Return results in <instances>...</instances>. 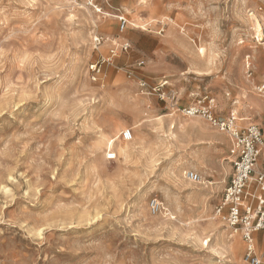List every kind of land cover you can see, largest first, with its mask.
Instances as JSON below:
<instances>
[{
	"label": "rangeland",
	"instance_id": "obj_1",
	"mask_svg": "<svg viewBox=\"0 0 264 264\" xmlns=\"http://www.w3.org/2000/svg\"><path fill=\"white\" fill-rule=\"evenodd\" d=\"M141 80H168L175 100ZM261 82L264 0H0V264H247L215 213L229 137L179 109L210 95L218 117L264 131Z\"/></svg>",
	"mask_w": 264,
	"mask_h": 264
},
{
	"label": "built area",
	"instance_id": "obj_2",
	"mask_svg": "<svg viewBox=\"0 0 264 264\" xmlns=\"http://www.w3.org/2000/svg\"><path fill=\"white\" fill-rule=\"evenodd\" d=\"M90 6L95 7V0H87ZM101 11V10H99ZM120 32H124L129 21L124 15L118 16ZM103 39L97 38L98 44ZM109 41V40H108ZM130 43L126 42L118 48L113 45L110 51L111 57H116L118 52H127ZM140 62L138 66H142ZM97 66H94V70ZM247 76H253L251 64H246ZM130 76L132 71L129 72ZM170 87L169 81L164 80L157 85H151L147 80L139 82L142 94L155 93L162 100L170 98L166 90ZM256 91L264 98V82L257 85ZM175 100V95L171 101ZM180 112L186 117H201L212 127L226 133L230 138L229 154L231 158L232 174L227 184L222 199L215 208L217 218L231 230L233 235L241 236L245 243L244 262L247 264H262L256 252L255 236L264 231V169L258 167V161L264 151V136L261 128L255 124L242 126L238 120V114L232 112L229 118L223 119L216 114L215 99L205 95L196 99L190 105L180 108ZM125 141L133 138L131 130L122 134ZM117 155L109 152L107 159L116 160ZM187 179L193 183H199L201 176L194 172L187 173ZM150 212L154 215L164 210L162 203L154 198L149 202Z\"/></svg>",
	"mask_w": 264,
	"mask_h": 264
},
{
	"label": "bare ground",
	"instance_id": "obj_3",
	"mask_svg": "<svg viewBox=\"0 0 264 264\" xmlns=\"http://www.w3.org/2000/svg\"><path fill=\"white\" fill-rule=\"evenodd\" d=\"M260 26H258V31L261 33V30H259ZM261 36V35H260ZM234 113H236V110H234ZM189 124V126L192 124L194 126H197V128L199 130H201L202 132H204L206 135H210L212 140L214 142H219V137H216L213 133V131H210L203 123H201L200 121H192V123H187ZM106 146L107 148H111L114 144V142L111 140V139H107L106 140ZM101 147V146H100ZM117 152L120 156L124 157L125 160H127L126 158H128L131 154V149H130V146L129 145H117ZM263 154H264V151H263ZM260 161V160H259ZM258 161V163H259ZM259 167V166H258ZM182 174H184V170H182L181 172ZM200 185H203L204 182L200 181L199 182ZM184 190L186 193L190 194V196H194V195H198V191L199 190H190L189 189V186L188 185H184ZM214 228L215 230H218V228L216 227V225H214ZM219 234H222L223 236H225L226 232H219ZM240 242V241H239ZM244 243V242H243ZM205 245L206 246H209V241H206L205 242ZM241 250V245L239 243L235 242L234 241H225L222 243V247L221 249L218 251V253L220 255H224L226 253L228 254H236L238 253L239 251Z\"/></svg>",
	"mask_w": 264,
	"mask_h": 264
},
{
	"label": "crops",
	"instance_id": "obj_4",
	"mask_svg": "<svg viewBox=\"0 0 264 264\" xmlns=\"http://www.w3.org/2000/svg\"><path fill=\"white\" fill-rule=\"evenodd\" d=\"M245 118H249V117H245ZM242 126H247V122H245V123H242L241 124ZM263 128H264V125H263ZM261 130H262V132H263V136H264V131H263V129L261 128ZM222 137H225L224 135H222ZM221 137V138H222ZM229 137V136H228ZM223 139V138H222ZM223 140H225V139H223ZM229 149H230V138H229ZM261 159H264V158H261ZM262 161H264V160H262ZM263 163V162H262ZM261 164V162L259 161V163H258V166H259V168H261L260 165ZM264 164V163H263ZM232 168V167H231ZM231 174H232V171H231ZM231 174H230V176H229V179H228V182H227V184L229 183V180H230V177H231ZM227 184H226V186H227ZM226 186H225V188H226ZM225 188H224V190H225ZM224 190H223V192H224ZM255 246H256V252H257V255L259 256V258L262 260V264H264V231L263 232H259V233H257L256 234V236H255Z\"/></svg>",
	"mask_w": 264,
	"mask_h": 264
}]
</instances>
